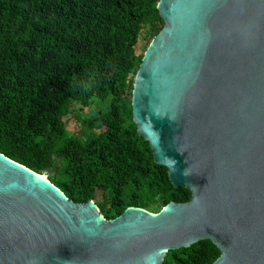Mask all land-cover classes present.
<instances>
[{
	"label": "water",
	"instance_id": "water-1",
	"mask_svg": "<svg viewBox=\"0 0 264 264\" xmlns=\"http://www.w3.org/2000/svg\"><path fill=\"white\" fill-rule=\"evenodd\" d=\"M132 118L190 199L106 220L0 153V264H161L208 240L212 264H264V0H159Z\"/></svg>",
	"mask_w": 264,
	"mask_h": 264
},
{
	"label": "trees",
	"instance_id": "trees-1",
	"mask_svg": "<svg viewBox=\"0 0 264 264\" xmlns=\"http://www.w3.org/2000/svg\"><path fill=\"white\" fill-rule=\"evenodd\" d=\"M159 0H0V153L49 180L75 203L111 220L128 207L185 203L154 162L132 118L136 72L164 26ZM148 26V31L143 34ZM106 108L98 130L67 129L72 102ZM208 240L169 250L161 264H212Z\"/></svg>",
	"mask_w": 264,
	"mask_h": 264
},
{
	"label": "rangeland",
	"instance_id": "rangeland-1",
	"mask_svg": "<svg viewBox=\"0 0 264 264\" xmlns=\"http://www.w3.org/2000/svg\"><path fill=\"white\" fill-rule=\"evenodd\" d=\"M148 31V26L144 29L143 34ZM106 108V104L99 100H93L87 106H81L78 102H72L71 111L73 117L69 119L67 129L74 135L85 137L87 133L98 130L97 125L92 121V117L98 113L99 110ZM49 180V173H41ZM50 181V180H49ZM162 208L153 207L148 210L151 213H157Z\"/></svg>",
	"mask_w": 264,
	"mask_h": 264
},
{
	"label": "bare ground",
	"instance_id": "bare-ground-1",
	"mask_svg": "<svg viewBox=\"0 0 264 264\" xmlns=\"http://www.w3.org/2000/svg\"><path fill=\"white\" fill-rule=\"evenodd\" d=\"M40 177H42L44 180H47V178H46V177H44L42 174L40 175Z\"/></svg>",
	"mask_w": 264,
	"mask_h": 264
}]
</instances>
